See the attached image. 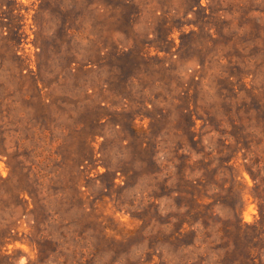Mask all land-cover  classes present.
<instances>
[{
    "label": "rangeland",
    "instance_id": "obj_1",
    "mask_svg": "<svg viewBox=\"0 0 264 264\" xmlns=\"http://www.w3.org/2000/svg\"><path fill=\"white\" fill-rule=\"evenodd\" d=\"M0 264H264V0H0Z\"/></svg>",
    "mask_w": 264,
    "mask_h": 264
}]
</instances>
